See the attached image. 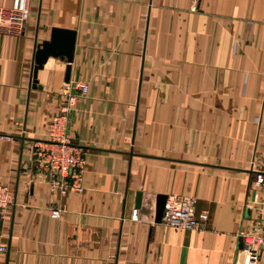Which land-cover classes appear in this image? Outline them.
I'll return each mask as SVG.
<instances>
[{"label":"crops","instance_id":"obj_1","mask_svg":"<svg viewBox=\"0 0 264 264\" xmlns=\"http://www.w3.org/2000/svg\"><path fill=\"white\" fill-rule=\"evenodd\" d=\"M53 27L75 31L69 79L48 57L34 83L35 47ZM79 82L88 92L62 133L84 153L82 190L58 195L32 150ZM256 171L264 0H30L25 23L0 31V181L13 192L0 264H240V233L257 232ZM158 195L194 197L207 223L155 222Z\"/></svg>","mask_w":264,"mask_h":264},{"label":"built area","instance_id":"obj_2","mask_svg":"<svg viewBox=\"0 0 264 264\" xmlns=\"http://www.w3.org/2000/svg\"><path fill=\"white\" fill-rule=\"evenodd\" d=\"M30 0H11L9 7H0V31L21 27L29 16ZM67 96L61 105L47 131V139L37 142L32 150V162L38 172L45 174L49 189L58 195H64L68 189L81 191L82 168L84 153L81 149L71 145L63 136V120L71 105L78 97H85L88 85L79 82L72 87H67ZM253 184L259 192V197L252 204L255 213L257 232L240 235L243 241V256L240 264H257L261 252L264 250V171H256ZM13 203V192L8 185L0 181V218L7 208ZM61 210L52 208L51 218H58ZM130 219L139 220L138 210L131 211ZM209 219L205 210H196V200L192 196H167L162 222L175 229H202ZM6 250L5 245H0V252ZM107 264H114L109 262Z\"/></svg>","mask_w":264,"mask_h":264},{"label":"water","instance_id":"obj_3","mask_svg":"<svg viewBox=\"0 0 264 264\" xmlns=\"http://www.w3.org/2000/svg\"><path fill=\"white\" fill-rule=\"evenodd\" d=\"M75 46V31L53 27L48 40H43L36 45L33 58L32 79L36 82V73L48 57L62 58L68 64L66 65L65 80L69 79L70 63L73 59V50ZM141 193L136 194L135 205H140ZM166 195H158L155 201V222H160L163 216Z\"/></svg>","mask_w":264,"mask_h":264}]
</instances>
